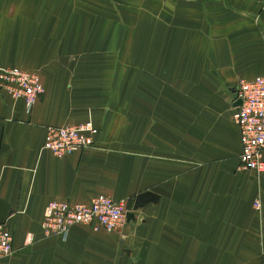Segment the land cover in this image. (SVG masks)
I'll return each mask as SVG.
<instances>
[{"label": "crops", "instance_id": "obj_1", "mask_svg": "<svg viewBox=\"0 0 264 264\" xmlns=\"http://www.w3.org/2000/svg\"><path fill=\"white\" fill-rule=\"evenodd\" d=\"M262 1L0 0V70L43 88L29 114L0 92V264H264V172L236 170L231 120L237 81L264 76ZM85 121L92 147L42 149ZM99 194L128 203L118 232L41 235L48 202Z\"/></svg>", "mask_w": 264, "mask_h": 264}, {"label": "built area", "instance_id": "obj_2", "mask_svg": "<svg viewBox=\"0 0 264 264\" xmlns=\"http://www.w3.org/2000/svg\"><path fill=\"white\" fill-rule=\"evenodd\" d=\"M264 11V0L262 1ZM0 92L12 101L23 103L25 114L43 94L34 72L7 67L0 70ZM231 99V120L237 128L239 154L236 170L260 175L264 172V76L238 80ZM238 101L237 105L234 103ZM98 130L90 121L66 126H46L42 149L57 159L92 147ZM258 209V201L252 203ZM127 203L105 195H95L87 203L52 200L40 221L41 235L64 241L75 225L93 226L106 232H118L125 223ZM12 254V235L0 221V259Z\"/></svg>", "mask_w": 264, "mask_h": 264}, {"label": "water", "instance_id": "obj_3", "mask_svg": "<svg viewBox=\"0 0 264 264\" xmlns=\"http://www.w3.org/2000/svg\"><path fill=\"white\" fill-rule=\"evenodd\" d=\"M234 98V96L232 97ZM238 101L234 103V105H237ZM156 200V196L153 195L150 192H143L135 196L134 201L131 206V210L136 211L140 208H142L147 203L154 204V201Z\"/></svg>", "mask_w": 264, "mask_h": 264}, {"label": "rangeland", "instance_id": "obj_4", "mask_svg": "<svg viewBox=\"0 0 264 264\" xmlns=\"http://www.w3.org/2000/svg\"><path fill=\"white\" fill-rule=\"evenodd\" d=\"M127 206H128V203H127ZM254 209V208H253Z\"/></svg>", "mask_w": 264, "mask_h": 264}]
</instances>
